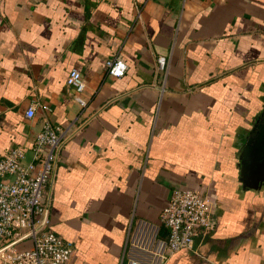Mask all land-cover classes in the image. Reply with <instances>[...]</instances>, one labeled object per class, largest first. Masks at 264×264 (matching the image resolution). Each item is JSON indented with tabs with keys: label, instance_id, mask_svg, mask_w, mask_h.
<instances>
[{
	"label": "crops",
	"instance_id": "1",
	"mask_svg": "<svg viewBox=\"0 0 264 264\" xmlns=\"http://www.w3.org/2000/svg\"><path fill=\"white\" fill-rule=\"evenodd\" d=\"M263 102L264 0H0V157L28 160L43 117L68 127L47 186L66 264L148 258L184 186L211 194L214 225L158 264H264V184L241 189L236 156Z\"/></svg>",
	"mask_w": 264,
	"mask_h": 264
},
{
	"label": "built area",
	"instance_id": "2",
	"mask_svg": "<svg viewBox=\"0 0 264 264\" xmlns=\"http://www.w3.org/2000/svg\"><path fill=\"white\" fill-rule=\"evenodd\" d=\"M162 68L164 57L155 58ZM126 63L117 55L104 61L105 75L119 77ZM73 89V99L83 105L80 92L84 78L71 68L65 77ZM29 104L24 109L27 118L35 114ZM69 134L68 127L54 124L45 117L30 142V158L24 160V149L12 145L0 157V259L5 264H66L70 246L49 224L47 186L52 178L57 151ZM215 201L207 191L191 187H173L159 211V222L165 235L154 245L152 255L144 258L126 252L125 264H158L170 253L180 249L194 251V241L214 225ZM27 241V243H24Z\"/></svg>",
	"mask_w": 264,
	"mask_h": 264
},
{
	"label": "water",
	"instance_id": "3",
	"mask_svg": "<svg viewBox=\"0 0 264 264\" xmlns=\"http://www.w3.org/2000/svg\"><path fill=\"white\" fill-rule=\"evenodd\" d=\"M236 156L241 189H259L264 184V102L239 139Z\"/></svg>",
	"mask_w": 264,
	"mask_h": 264
}]
</instances>
